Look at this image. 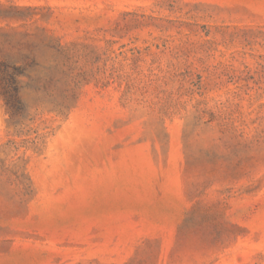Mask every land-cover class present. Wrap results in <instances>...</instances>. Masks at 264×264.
<instances>
[{
  "label": "rangeland",
  "instance_id": "obj_1",
  "mask_svg": "<svg viewBox=\"0 0 264 264\" xmlns=\"http://www.w3.org/2000/svg\"><path fill=\"white\" fill-rule=\"evenodd\" d=\"M0 264H264V0H0Z\"/></svg>",
  "mask_w": 264,
  "mask_h": 264
},
{
  "label": "trees",
  "instance_id": "obj_2",
  "mask_svg": "<svg viewBox=\"0 0 264 264\" xmlns=\"http://www.w3.org/2000/svg\"><path fill=\"white\" fill-rule=\"evenodd\" d=\"M17 74H18V75L22 74V71H18ZM8 77H9V81H10V82H12V83L15 82V79L13 78V76L10 75V76H8Z\"/></svg>",
  "mask_w": 264,
  "mask_h": 264
}]
</instances>
